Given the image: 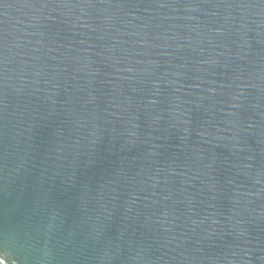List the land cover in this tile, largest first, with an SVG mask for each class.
<instances>
[{
	"label": "water",
	"instance_id": "water-1",
	"mask_svg": "<svg viewBox=\"0 0 264 264\" xmlns=\"http://www.w3.org/2000/svg\"><path fill=\"white\" fill-rule=\"evenodd\" d=\"M0 264H264V0H0Z\"/></svg>",
	"mask_w": 264,
	"mask_h": 264
}]
</instances>
